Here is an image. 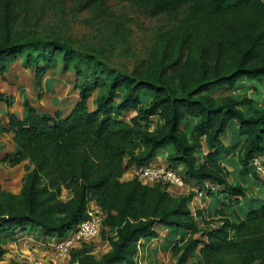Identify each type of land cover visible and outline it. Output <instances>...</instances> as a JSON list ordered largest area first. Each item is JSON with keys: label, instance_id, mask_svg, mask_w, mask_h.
Wrapping results in <instances>:
<instances>
[{"label": "trees", "instance_id": "obj_1", "mask_svg": "<svg viewBox=\"0 0 264 264\" xmlns=\"http://www.w3.org/2000/svg\"><path fill=\"white\" fill-rule=\"evenodd\" d=\"M35 1L40 0H0V68L23 55L29 66L42 62L45 72L60 57L63 71L80 80L72 83L80 99L65 116L40 114L26 104L24 118L10 119L17 150L2 161L11 167L29 161L32 169L22 178L20 194L0 204V262L6 241L18 234L35 232L41 241L67 238L92 201L110 251L97 258L76 250L74 263L136 264L140 241L158 238L154 227L161 225L170 234L173 256L184 247L180 260L199 246L201 258L193 264H217L226 254H235L236 264H264V202L243 218L231 219L224 210L247 199L239 183L228 182L229 161L240 176L264 185L250 163L264 154V106L248 97L214 95L221 86L264 80V0H120L139 4L151 16L189 9L158 38L144 73L111 71L92 110L85 80L105 68L92 58L83 63L88 57L66 45L11 40L10 13ZM108 1L80 0V6H92L106 23L113 16ZM154 118L160 125L151 131ZM231 123L238 132L233 146L223 142ZM160 152L168 168L182 167L184 181L198 188L214 184L218 191L207 197L229 201L216 211L213 227L200 228L204 213L190 209L193 194L173 195L168 186L146 185L135 175L121 181L129 166L148 165ZM62 190L70 193L66 202L58 199Z\"/></svg>", "mask_w": 264, "mask_h": 264}, {"label": "rangeland", "instance_id": "obj_2", "mask_svg": "<svg viewBox=\"0 0 264 264\" xmlns=\"http://www.w3.org/2000/svg\"><path fill=\"white\" fill-rule=\"evenodd\" d=\"M107 6L113 16L111 21L106 23L99 22L92 6L83 9L80 6V0L35 1L23 9H14L6 20V28L11 35V40L55 42L66 45L88 57L83 60V63H88L89 58H92L98 63V69L105 68L85 80L91 89L88 99L91 110L94 108L93 101L96 95L102 91L104 85L109 83L111 71L120 75L144 73L152 60L158 38L180 24L189 9L186 6L173 13L151 16L137 3L109 0ZM0 38H2L1 35ZM24 58L23 55H19L8 66L0 68V95L3 96L0 109L6 110L7 113L4 123L8 125L11 118L18 119L22 111L26 113V104L35 108L36 111L38 109L47 111L46 115L50 114L52 117L60 112L64 116L67 115L75 102L80 99L79 92L75 91L72 84L77 81L76 85H80V80L75 77V73L63 71L60 57H57L45 72L41 71L44 68L42 62L29 66ZM263 83L264 80L252 84L240 83L233 87L221 86L214 90V95L231 94L241 98L248 97L254 99L258 106H264ZM246 85L249 87L248 90ZM154 125L155 122L152 121V127ZM152 127H150L151 130ZM7 129L2 137L3 142L10 144L12 141L11 145L17 150L13 131L9 127ZM4 158V155L0 156V204H3L9 196L20 194L22 178L30 170L28 166L23 168L22 164L8 166L7 162L2 161ZM175 170L181 177L183 176L176 168ZM123 177L129 179L130 175H124L122 179ZM41 185L42 183L39 184ZM69 198L70 193L62 190L58 199L66 202ZM208 198L211 200L206 202L211 203L209 204L211 208L214 209L219 205L215 198ZM218 199L229 204L227 199L222 200L221 197ZM204 202L205 200L201 201L202 205ZM91 203L92 201L87 203L86 211H89ZM237 204L231 205L227 210L224 209L225 214L231 219L238 216L232 209L234 205L239 207ZM195 207L199 205L194 206L192 211L197 210ZM208 207L207 204L206 207L199 208V211L204 209L202 211L205 218H198L200 228H211L219 219L217 210L211 211L212 215H210ZM73 231L74 228L70 229L64 237ZM163 235L152 241V248L138 252L136 264H193L201 258L198 253L199 246L193 251L184 252L181 260L180 255L184 247L177 257L173 256L170 250L172 243L168 242L171 238L168 236L164 238ZM104 236H106L105 231L100 225L95 236L77 242L67 257H59L53 246L57 237L53 236L41 241L35 232L18 234L6 241L7 244L4 246L6 252L0 264H77L73 261L76 250L87 251L97 258L110 251L109 244L103 239ZM194 238L198 239L199 235ZM236 261L235 254H226L217 260V264H236Z\"/></svg>", "mask_w": 264, "mask_h": 264}, {"label": "crops", "instance_id": "obj_3", "mask_svg": "<svg viewBox=\"0 0 264 264\" xmlns=\"http://www.w3.org/2000/svg\"><path fill=\"white\" fill-rule=\"evenodd\" d=\"M32 106L33 103H32ZM38 113H47L46 112H43V111H40L38 109L37 111ZM60 112V111H59ZM50 113V112H48ZM25 112L22 111V113H20V115L17 117L18 119H22L25 117ZM60 114L62 115V113L60 112ZM7 113H6V110L4 109H0V156L4 155H9V154H13L16 152V148L13 147V145H11L12 141L10 142V144L8 142H6L4 144L3 142V136L5 135V131H7V127L10 126V124H5L4 123V120L7 119ZM50 115V114H48ZM152 121L155 122V125L154 127H152V124H151V127H152V130L151 131H155L156 128L160 125L159 124V121L157 119H152ZM237 129H236V124L235 123H231L229 128H228V134L227 136L223 139V142L226 143V144H231L232 146L235 145L237 142H238V137H237ZM164 153L163 152H160L159 155H157L152 161L150 164L152 165H161V166H167L165 160H164ZM6 163V162H5ZM23 168L24 166H28V168H30V170L32 169V165L30 164L29 161H24L21 163ZM20 164V165H21ZM9 166V165H8ZM138 167L132 165V166H129V169L126 171V173L124 175H130V178L129 179H125L123 177L122 181H128L130 179H132L134 177V172L135 170L137 169ZM226 168L227 170L229 171L230 173V177L228 179V182L229 184H233V183H239L245 190H246V194H247V199H243L241 200L240 202H238L237 205H239V207L237 206H232L238 217L239 218H243L244 216V213L246 210H250V209H254V208H257L259 206V204H261L262 202H264V185L260 184L259 182L257 181H254V180H251L247 177H242L238 174L236 168H235V164H234V161H229L227 164H226ZM132 169V170H130ZM179 172H181V174L183 175V171H182V167H177L176 168ZM130 170V171H129ZM29 171V170H28ZM129 171V172H128ZM123 175V176H124ZM198 188V186H196L193 182H189V181H185V183L182 185V186H177V187H171V188H168V191L169 193L173 194V195H182V196H187L189 195L190 193L193 194L192 196V200L190 201V204H189V207L191 210L194 209V206H197V204L199 205V207H195L197 210H199V208H204L207 206L208 204V213L211 214V211H214V210H218L221 208V205L222 202L224 201H218V206L215 207L214 209L210 207L209 204L211 203H207V202H210L211 199H209L207 196L206 197H202V198H197L196 195H195V190ZM222 199V197H221ZM202 200H205V204L201 203ZM224 200V199H222ZM207 201V202H206ZM221 202V203H220ZM221 204V205H220ZM247 204V205H246ZM205 205V206H204ZM230 207V206H229ZM212 209V210H211ZM204 210V209H201V211ZM204 213V211H202ZM154 231L160 235L164 234V238L166 236H170L169 232L161 225H157L154 227ZM158 236V237H159ZM156 238L154 239H142L140 241V249H139V252L140 251H147V249L149 248H152L151 246L153 245L152 241H155ZM181 237H177L175 240H180ZM151 256H153V254L151 253Z\"/></svg>", "mask_w": 264, "mask_h": 264}, {"label": "built area", "instance_id": "obj_4", "mask_svg": "<svg viewBox=\"0 0 264 264\" xmlns=\"http://www.w3.org/2000/svg\"><path fill=\"white\" fill-rule=\"evenodd\" d=\"M250 163L258 176L264 178V154L254 156ZM134 175L141 183L146 185L161 184L171 188L182 186L185 183L183 177L175 169L161 165L148 164L140 166L135 170ZM209 191L216 192L218 191V187L214 184L206 183L204 188H197L195 190V195L197 198H201L207 196ZM101 220V211L92 202L85 219L78 223L71 233L72 235L60 241H55L53 246L59 257H67L77 242L95 236L100 228Z\"/></svg>", "mask_w": 264, "mask_h": 264}]
</instances>
